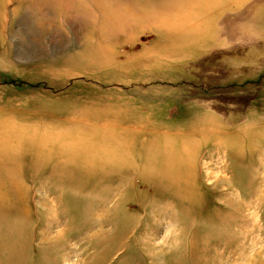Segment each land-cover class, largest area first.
<instances>
[{
  "label": "rangeland",
  "instance_id": "rangeland-1",
  "mask_svg": "<svg viewBox=\"0 0 264 264\" xmlns=\"http://www.w3.org/2000/svg\"><path fill=\"white\" fill-rule=\"evenodd\" d=\"M0 264H264V0H0Z\"/></svg>",
  "mask_w": 264,
  "mask_h": 264
}]
</instances>
